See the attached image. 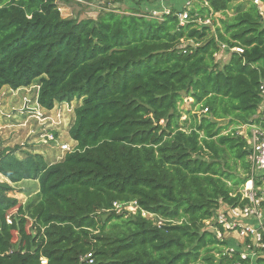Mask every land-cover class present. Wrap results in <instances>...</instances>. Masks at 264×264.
Instances as JSON below:
<instances>
[{"label": "trees", "instance_id": "trees-1", "mask_svg": "<svg viewBox=\"0 0 264 264\" xmlns=\"http://www.w3.org/2000/svg\"><path fill=\"white\" fill-rule=\"evenodd\" d=\"M54 1L0 0V90L36 82L39 108L76 103L60 161L0 150V264H252L224 254L206 222L249 203L238 131L264 117L258 6L192 0L180 26L178 0L159 19L137 8L64 19ZM24 180L38 183L33 204L10 197Z\"/></svg>", "mask_w": 264, "mask_h": 264}, {"label": "rangeland", "instance_id": "rangeland-1", "mask_svg": "<svg viewBox=\"0 0 264 264\" xmlns=\"http://www.w3.org/2000/svg\"><path fill=\"white\" fill-rule=\"evenodd\" d=\"M177 1V0H176ZM180 5L176 7L178 10L185 8L184 4L186 0H178ZM191 1L192 0H187ZM244 1V0H243ZM174 7V6H170ZM175 8V7H174ZM78 9L73 6V11L79 12V18L88 17V12L85 8ZM73 14L71 8L63 9L60 12L61 18H69L68 15ZM228 14H230L228 12ZM221 15H214V19L219 20ZM203 25H210L209 22H201ZM229 59V53L222 49L220 53L216 55V62L222 66ZM38 85L33 83L29 87L12 90L9 87H4L0 90V150L10 149L15 151V156L21 158L22 152H34L43 156L47 163H54L60 161L64 155L71 151L74 147V142L68 136V127L72 120L73 108L76 103L71 105L62 104L56 105L52 110L47 111L39 108L36 104ZM191 99H185L181 109L197 111L195 107H191ZM199 113V112H198ZM223 124V122H221ZM56 133V139L54 141H48L46 136L51 134L54 137ZM239 135L247 137V128L241 127L238 131ZM63 146L65 150L61 149ZM0 181H3L0 177ZM13 188L10 197L19 201V203L33 204L38 199V183L37 181L24 180L19 183L10 184ZM246 186L243 187L244 192ZM136 208L134 205L121 207L118 210L120 212L134 213ZM216 212L215 216L206 225L209 229L215 225V220L218 214L223 213ZM234 237H236L234 235Z\"/></svg>", "mask_w": 264, "mask_h": 264}, {"label": "built area", "instance_id": "built-area-1", "mask_svg": "<svg viewBox=\"0 0 264 264\" xmlns=\"http://www.w3.org/2000/svg\"><path fill=\"white\" fill-rule=\"evenodd\" d=\"M58 12L63 9H69L73 6L77 8H85L89 14L98 16L103 12H121L126 13L129 8L122 9V3L134 5L138 11L149 14L150 17L159 19L164 14L170 13L169 0H55L54 1ZM191 1L185 2V8L178 13L177 17L180 26H183L188 21ZM253 3L258 6L260 14H263L264 7L258 0H253ZM263 16V15H262ZM68 17H75V14H69ZM208 22V21H207ZM241 53L242 50L234 49ZM261 106L264 107V83L260 88ZM248 136L246 143L249 151V161L251 165V179L245 184L246 189L243 198L248 199V204L243 208H228L223 213L218 214L215 220L213 233L220 241L224 240L225 234L235 235L242 245V250L238 244L228 246L224 249V254L231 255L238 252L241 259L264 258V117L259 119L258 123L247 125ZM48 141H54L51 134L46 136ZM61 149L65 150L63 146ZM254 183L257 185L254 186ZM249 185V187H247ZM134 205L133 204H113L114 211L118 213L121 207ZM9 222V221H8ZM10 223V222H9ZM90 258V255L88 256ZM91 264L92 261H89Z\"/></svg>", "mask_w": 264, "mask_h": 264}, {"label": "crops", "instance_id": "crops-1", "mask_svg": "<svg viewBox=\"0 0 264 264\" xmlns=\"http://www.w3.org/2000/svg\"><path fill=\"white\" fill-rule=\"evenodd\" d=\"M170 2H171V4L170 5H175V3H173V2H175L176 0H169ZM239 1H243V0H239ZM80 8V7H79ZM121 8L122 9H125V8H129V9H134L135 7H134V5H132V4H129V3H122L121 4ZM80 9H83V8H80ZM80 9H78V11L80 10ZM71 12H73V14H75V12L73 11V7H71ZM76 13H79V12H76ZM263 17H264V10H263ZM97 16H95V14H88V17L87 18H92V19H95ZM81 18V17H80ZM86 18V17H85ZM243 127V126H242ZM244 127H246L247 128V134H248V127H247V125H244ZM244 138H246V137H244ZM221 210H223V211H225L226 210V207H222V208H220L218 211H217V213L218 212H220ZM215 227H212L211 229H210V231H213V229H214ZM226 244H227V246H226V248L228 247V246H234V245H236V244H238V246H239V249H241L242 250V245L240 244L241 243V241L237 238V237H234V235H232V234H225L224 235V240H223ZM225 248V249H226ZM259 258H261V257H259ZM258 259V257L257 258H255V259H252V260H249V259H247V260H249L252 264H254L255 262H256V260Z\"/></svg>", "mask_w": 264, "mask_h": 264}, {"label": "bare ground", "instance_id": "bare-ground-1", "mask_svg": "<svg viewBox=\"0 0 264 264\" xmlns=\"http://www.w3.org/2000/svg\"><path fill=\"white\" fill-rule=\"evenodd\" d=\"M247 187H249V185H247Z\"/></svg>", "mask_w": 264, "mask_h": 264}]
</instances>
